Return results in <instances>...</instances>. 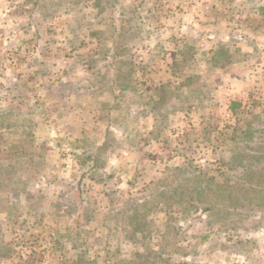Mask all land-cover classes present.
<instances>
[{"label": "rangeland", "instance_id": "obj_1", "mask_svg": "<svg viewBox=\"0 0 264 264\" xmlns=\"http://www.w3.org/2000/svg\"><path fill=\"white\" fill-rule=\"evenodd\" d=\"M0 264H264V0H0Z\"/></svg>", "mask_w": 264, "mask_h": 264}]
</instances>
